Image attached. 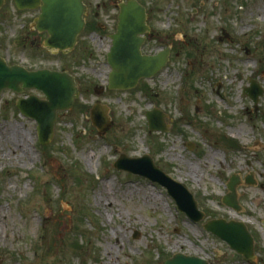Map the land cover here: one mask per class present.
<instances>
[{
  "label": "rangeland",
  "instance_id": "1",
  "mask_svg": "<svg viewBox=\"0 0 264 264\" xmlns=\"http://www.w3.org/2000/svg\"><path fill=\"white\" fill-rule=\"evenodd\" d=\"M84 0L86 27L72 51L53 54L37 40L40 11L0 10V54L30 71L75 78L78 98L59 111L55 134L39 144L37 123L21 116L36 89L0 96V257L2 264H165L176 253L210 264H264V0H137L151 32L144 55L170 50L168 63L131 90H110L107 56L120 6ZM104 89L102 95L96 89ZM100 102L113 125L100 134L91 111ZM165 115L168 132H150L147 113ZM122 155H149L185 185L210 220L243 219L256 238L253 262L178 212L166 191L118 171ZM241 213L222 201L231 178Z\"/></svg>",
  "mask_w": 264,
  "mask_h": 264
},
{
  "label": "water",
  "instance_id": "2",
  "mask_svg": "<svg viewBox=\"0 0 264 264\" xmlns=\"http://www.w3.org/2000/svg\"><path fill=\"white\" fill-rule=\"evenodd\" d=\"M6 0H0V9ZM19 10H35L40 8L41 15L37 28L40 32H47L49 38L46 47L55 53L71 51L76 48L79 36L86 27L85 13L87 7L83 0H13ZM147 24V10L136 0H130L120 6L117 32L112 36V47L108 54V62L112 73L110 76V90L134 89L142 79H150L160 72L168 63L170 50L155 56L143 55L142 47L146 41V34L150 32ZM25 89L41 91L45 99L32 96L18 101L20 113L38 124L40 144L45 146L54 137L55 123L59 111L71 109L78 97L75 78L68 73L50 70L29 71L22 66H9L0 56V95L5 90L21 93ZM101 95L102 89H96ZM246 93L257 105L264 95L263 88L253 83ZM109 108L97 103L91 111V121L100 134L111 128L113 122L109 116ZM166 115L155 109L147 114L150 132H168L165 122ZM118 171L130 173L148 179L164 187L173 198L180 212L189 220L197 224L205 219L199 210L194 195L180 182L164 173L155 165L152 157L131 159L122 155L116 162ZM246 184L254 185L255 181L247 177ZM241 178L233 176L228 184V195L223 203L240 212L238 201V187ZM207 232L227 243L237 254L248 260H255L254 238L243 222L224 219L209 221L204 225ZM0 264L2 259L0 258ZM165 264H210L198 257L176 254Z\"/></svg>",
  "mask_w": 264,
  "mask_h": 264
},
{
  "label": "flooded vegetation",
  "instance_id": "3",
  "mask_svg": "<svg viewBox=\"0 0 264 264\" xmlns=\"http://www.w3.org/2000/svg\"><path fill=\"white\" fill-rule=\"evenodd\" d=\"M6 2H7V1H6ZM12 2H13V1H12ZM13 3H14V2H13ZM14 4H15V3H14ZM38 10L40 11V9H38ZM39 35H41V36L44 35V36L48 37V34H47V33H40V32H39ZM44 41H45V40H44ZM44 41L42 40V38H39V39L37 40V44L44 43ZM10 65H11V64H10ZM250 176H252V179H253V180L257 181V180L254 178L255 176H253V175H250ZM250 178H251V177H250ZM241 179H242V178H241ZM245 181H246V177H245L244 179H242V183H243L242 186H243V187L246 186V185H245ZM239 201H240V199H239Z\"/></svg>",
  "mask_w": 264,
  "mask_h": 264
}]
</instances>
